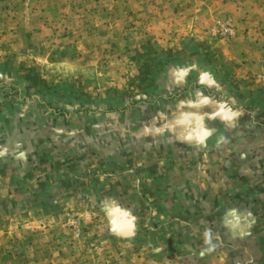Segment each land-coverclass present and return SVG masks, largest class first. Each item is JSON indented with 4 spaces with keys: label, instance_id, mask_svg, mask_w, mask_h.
Masks as SVG:
<instances>
[{
    "label": "rangeland",
    "instance_id": "374dc122",
    "mask_svg": "<svg viewBox=\"0 0 264 264\" xmlns=\"http://www.w3.org/2000/svg\"><path fill=\"white\" fill-rule=\"evenodd\" d=\"M218 1L0 0L2 108L31 133L50 127L33 150L0 137V264H264V210L167 211L145 163L140 109L163 77L146 63L194 30L230 44ZM246 187L255 204L259 185Z\"/></svg>",
    "mask_w": 264,
    "mask_h": 264
},
{
    "label": "crops",
    "instance_id": "0c3cea01",
    "mask_svg": "<svg viewBox=\"0 0 264 264\" xmlns=\"http://www.w3.org/2000/svg\"><path fill=\"white\" fill-rule=\"evenodd\" d=\"M211 8L236 27L230 44L205 43L208 35L194 30L184 35L185 43L163 53L165 63H156L154 56L161 55L147 49L155 63L146 65L153 64L163 77L145 86L162 97L140 109L143 132L150 136L145 147L157 157L145 163L154 183L167 185V211H263L264 114L255 122L253 110L264 105V0L218 1ZM2 107L0 137L17 136L14 146L42 147L50 118L40 117L48 129L41 131L40 125L31 133L25 129L28 120L18 124L16 112L8 115ZM251 184L259 185L255 204L245 202Z\"/></svg>",
    "mask_w": 264,
    "mask_h": 264
},
{
    "label": "trees",
    "instance_id": "16d2710c",
    "mask_svg": "<svg viewBox=\"0 0 264 264\" xmlns=\"http://www.w3.org/2000/svg\"><path fill=\"white\" fill-rule=\"evenodd\" d=\"M0 94L2 95V96H4L5 98L3 99L4 101H3V104H2V106H5V107H7L8 105L7 104H9V99H8V95H5V93H4V91L2 90V91H0ZM0 107H1V105H0Z\"/></svg>",
    "mask_w": 264,
    "mask_h": 264
}]
</instances>
